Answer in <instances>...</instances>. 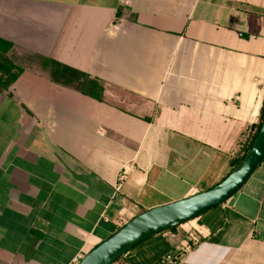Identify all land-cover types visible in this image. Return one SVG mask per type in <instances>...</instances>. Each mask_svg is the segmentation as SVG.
Listing matches in <instances>:
<instances>
[{"label":"crops","instance_id":"1","mask_svg":"<svg viewBox=\"0 0 264 264\" xmlns=\"http://www.w3.org/2000/svg\"><path fill=\"white\" fill-rule=\"evenodd\" d=\"M0 38L15 65L0 81V264H76L137 213L225 177L262 120L264 0H0ZM170 251L264 264V162L118 260Z\"/></svg>","mask_w":264,"mask_h":264},{"label":"water","instance_id":"2","mask_svg":"<svg viewBox=\"0 0 264 264\" xmlns=\"http://www.w3.org/2000/svg\"><path fill=\"white\" fill-rule=\"evenodd\" d=\"M264 162V114L242 160L221 180L190 195L137 213L89 249L76 264H114L137 243L223 203L237 193Z\"/></svg>","mask_w":264,"mask_h":264},{"label":"trees","instance_id":"3","mask_svg":"<svg viewBox=\"0 0 264 264\" xmlns=\"http://www.w3.org/2000/svg\"><path fill=\"white\" fill-rule=\"evenodd\" d=\"M11 46H12V43H10L9 41H4L2 38H0V81L3 80L4 74H7V76L13 75L12 71L15 68V65L12 63L11 64L8 63L2 56L4 53H6L9 50V48ZM20 72H21V69L19 66H17L16 76H18ZM82 74L84 76V79L80 82L79 86L82 89L86 90L88 93L93 94L94 96H96L98 98H102L103 85L96 78L90 77L89 74L84 73V72ZM11 81H13V79L10 80L8 83H5V84L8 85V84H10ZM263 114H264V112H263ZM260 124H261V121L258 123L257 128L253 131L251 136L248 138V140L246 141V143L242 147L241 153L239 155H237L236 157H234V159H233V166L234 167L242 160V158L244 157V155L246 154V152L250 148V146L253 143L254 138H255L258 130H259ZM176 227H177V225L172 226L168 229H172V228H176Z\"/></svg>","mask_w":264,"mask_h":264},{"label":"built area","instance_id":"4","mask_svg":"<svg viewBox=\"0 0 264 264\" xmlns=\"http://www.w3.org/2000/svg\"><path fill=\"white\" fill-rule=\"evenodd\" d=\"M127 176V171L123 170L120 174H119V178L120 180H123L125 177ZM193 238L195 239V243L198 241L197 237L194 235ZM191 245L190 244H186V245H182L180 247V250H187L190 249ZM181 252L178 251H170L166 254H164L159 260L157 264H177L179 261V258L181 257ZM114 264H121L119 263V260H117Z\"/></svg>","mask_w":264,"mask_h":264},{"label":"rangeland","instance_id":"5","mask_svg":"<svg viewBox=\"0 0 264 264\" xmlns=\"http://www.w3.org/2000/svg\"><path fill=\"white\" fill-rule=\"evenodd\" d=\"M8 62V61H7Z\"/></svg>","mask_w":264,"mask_h":264}]
</instances>
